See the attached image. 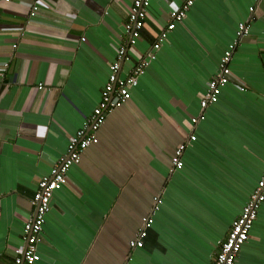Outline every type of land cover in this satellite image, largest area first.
I'll list each match as a JSON object with an SVG mask.
<instances>
[{
  "label": "crops",
  "instance_id": "obj_1",
  "mask_svg": "<svg viewBox=\"0 0 264 264\" xmlns=\"http://www.w3.org/2000/svg\"><path fill=\"white\" fill-rule=\"evenodd\" d=\"M34 1L0 0V264H15L25 246L24 227L35 216L39 182L51 174L100 102L117 50L126 47L119 72L125 77L185 0H152L133 45L125 25L134 0H45L31 19ZM242 22L250 32L234 51L230 81L219 101L206 109L205 119L193 124L202 113L201 96ZM157 53L169 79H176L177 100L171 96V81L164 99L146 97L147 79L163 72H147L158 61ZM147 69L131 89L127 109L107 116L99 142L85 151L69 171L67 184L55 192L36 264H213L232 225L222 235L214 217H193L192 193L187 192L191 182L175 181V176L187 168L185 156L194 145L218 147L225 155L227 181L232 191L239 188L241 204L246 205L259 181L261 171L249 170L264 158V0H199L168 33ZM209 111L213 120L206 119ZM142 114L156 117V128L183 139L174 152L191 135L197 139L187 146L184 167L177 170L170 162L175 153H167L168 146L157 138L154 144L161 151L135 183L142 166L120 151L138 150L148 144L144 135L155 134L151 121L142 125ZM205 120L214 126L202 137L197 131ZM183 184L186 196L177 189ZM177 193L180 212L174 205ZM151 214L154 222L144 246L132 248L130 241ZM235 264H264V203Z\"/></svg>",
  "mask_w": 264,
  "mask_h": 264
},
{
  "label": "built area",
  "instance_id": "obj_2",
  "mask_svg": "<svg viewBox=\"0 0 264 264\" xmlns=\"http://www.w3.org/2000/svg\"><path fill=\"white\" fill-rule=\"evenodd\" d=\"M10 2L11 0H4ZM199 0H185L181 8L174 9L170 14V22L158 36V40L146 57H142L136 66L129 71L125 77H120L119 72L121 62L126 57V47L121 46L117 50V60L110 67L109 79L102 91L101 100L88 117L83 126L77 131L68 144L67 153L55 165L48 176L41 178L39 187L34 195L33 203L36 206L35 216L31 218L24 227L23 237L25 246L19 249L18 256L15 257V264H36L40 261L39 242L41 240L46 216L52 208V200L55 192L62 189L67 184L68 173L75 165L80 164L85 151L92 145L99 142L98 132L106 121L109 114L116 109L125 106L131 99V89L138 85L139 76L143 75L150 63L156 59V52L161 48L167 39L168 33L176 27L178 22H182L189 10ZM45 0H35L31 6L30 18L38 15V11ZM152 0H134L129 18L125 25V30L130 35V45H133L140 38L141 30L145 26L148 11ZM252 10V9H251ZM250 32V25L247 22L239 24L236 40L229 45L224 52L218 73L213 76L208 84L207 91L201 96L202 113L199 117L193 118L192 123L196 124L205 119V111L210 105L219 101L224 87L229 83L231 76L230 63L236 47L240 40ZM43 86L40 85V88ZM196 136L191 135L188 143L179 145L172 157L174 169L181 170L184 167L183 154L191 142L196 141ZM264 203V171L258 184L251 194L248 202L244 206L241 214L233 221L232 226L224 240L220 242L219 251L213 264H235L243 246L250 238V233L258 218V211ZM153 214L143 219V228L134 240L130 241L132 248H142L147 230L153 224Z\"/></svg>",
  "mask_w": 264,
  "mask_h": 264
},
{
  "label": "rangeland",
  "instance_id": "obj_3",
  "mask_svg": "<svg viewBox=\"0 0 264 264\" xmlns=\"http://www.w3.org/2000/svg\"><path fill=\"white\" fill-rule=\"evenodd\" d=\"M159 56H160V53L158 54V61H155L152 64V66L147 69V72H149L151 68H155L156 72H160L161 70L163 71L157 77L150 76V79H147V82L150 83V86H148L149 91L146 92V97L150 101L154 99L157 102L165 98L164 95L167 92L166 84L169 81H171V83H169L171 85V93H172L171 96L175 99L177 98L176 94L178 93V86L174 84L176 79H169V75L165 71V68H163L164 67L163 62L161 59H159ZM221 59L222 58H220L218 68H219ZM133 64L134 62H132V65ZM144 79L145 77L144 78L142 77V80ZM205 92L206 90L204 91V93ZM189 96H195V94H190ZM144 104L146 108L148 107L151 108V106H149L148 104L146 103ZM163 104H166V102ZM197 104L199 105V108H200V97L197 98ZM127 106L128 105L118 108L115 113L122 114L123 110L127 109ZM199 113H197L195 116H198ZM210 113H211L210 111L206 113L207 120L212 119L210 117ZM190 115L191 114L188 113V116ZM153 120H156L155 123L158 124L156 117H154L153 119H149L148 116L143 115V114L140 120L142 125H147L151 121L150 127L152 128L153 125L155 127V134L152 133L153 131L150 134V135H154L153 138H151L150 135L149 136L144 135V137L146 138L148 142V144L146 145L148 146L144 145L142 148L138 150L132 147H125L120 151L121 155L131 160L134 164H141L142 166L141 170H137V176L135 177V183L138 182L137 180H143L142 175L145 173L146 165L148 166V163L154 162V157H155L154 154H157L160 150V145L154 144V142H157V138L160 139V141L163 142V144L168 146V148H166L167 153H173L176 148L175 145L178 142L183 140L179 138L176 134H172V132L166 133L163 129L161 130L159 128H156L157 125L153 122ZM207 120L203 121L199 130L197 131V134L202 137L205 136V134H208V131L212 130V127L214 126L212 122L207 121ZM140 121H137V122H140ZM208 124L209 126L206 127ZM189 133L190 131L188 130V134ZM223 145L224 144L221 145V151H225V148ZM161 148L164 151L165 146ZM217 148L214 147V150H212L210 146H207L205 147V149H198L196 146L194 147V145H190L186 153V156H185V160L187 162V168L177 173V174H182L181 175L182 178L181 177L179 178V176L176 175L175 181L177 180L186 181L188 179L187 181L191 182L190 186L187 189V192L192 193V195L190 196V198H192L190 202L192 204L193 217L195 216V213H200L204 216H209L210 218L214 217L215 227L216 228L219 227L221 229L219 233L224 235V233L226 234V232L232 225L235 217L241 214L243 210L242 207H244L245 204L244 203L241 204L242 202H239V197L241 194V192L239 191V188L233 189V191H232V188H230L228 181H227L228 172L225 170L226 166L228 165V162L226 161L225 155H223V153H219V151H217ZM170 162L172 165L171 158H170ZM263 168H264V158L262 162L260 160L256 161V165L254 166L253 170L252 171L249 170V171H250V174H255L257 171H261V173H263L264 171ZM257 184L258 182L256 183V186ZM173 185L174 183L171 184L172 189H173ZM251 185H252V182H249L248 186L250 187ZM256 186L253 188V191L255 190ZM186 188H187L186 184L178 185L177 187L178 190H184V193H183L184 196L187 195L185 191ZM231 195L232 197L235 196L233 197V200H231L230 198ZM174 198L175 200H177L174 203L175 209H178L180 212L182 209H181V204L179 201L180 198H179L178 193L177 195L174 196ZM153 205H154V202L151 206V209ZM168 207H169L168 208V211H169L171 207L169 205ZM126 210L128 211L129 209L125 207L124 211ZM148 213H146V215H148ZM48 216L49 214L46 216V223H47ZM169 223L170 222L168 221V224ZM45 227H46V224L44 225V230H45ZM135 238L136 237H133V240ZM130 248H129V251H130Z\"/></svg>",
  "mask_w": 264,
  "mask_h": 264
}]
</instances>
